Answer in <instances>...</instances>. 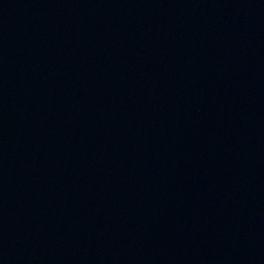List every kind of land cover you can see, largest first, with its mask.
I'll return each mask as SVG.
<instances>
[{"label":"water","instance_id":"obj_1","mask_svg":"<svg viewBox=\"0 0 264 264\" xmlns=\"http://www.w3.org/2000/svg\"><path fill=\"white\" fill-rule=\"evenodd\" d=\"M0 264H264V0H0Z\"/></svg>","mask_w":264,"mask_h":264}]
</instances>
